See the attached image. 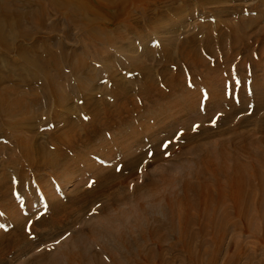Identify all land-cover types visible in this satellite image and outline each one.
Returning a JSON list of instances; mask_svg holds the SVG:
<instances>
[{
	"label": "rangeland",
	"instance_id": "1",
	"mask_svg": "<svg viewBox=\"0 0 264 264\" xmlns=\"http://www.w3.org/2000/svg\"><path fill=\"white\" fill-rule=\"evenodd\" d=\"M15 1L19 6L24 3ZM41 1L46 7L43 28L30 33L32 38L24 44L30 48L39 37L53 51L63 47L67 58L59 65L65 74L57 85L61 93L70 89L73 93L68 94L64 110L50 91L34 88V77L24 68L27 64L19 62L8 67L14 71L25 69L22 75L16 73L9 84L29 96L28 88H34L38 99H46L45 115L37 114L33 129L24 131L38 137L34 152L38 143L51 142L55 135L65 134L71 123L81 127L78 134L86 127L82 136L88 137L93 111H84V107L91 101L93 105L101 103L96 106L98 109L106 108L105 115H98L95 120L105 118L108 130L100 129L86 142L80 136L72 142L74 155L68 154V162L58 169L64 178L68 177L60 186L48 173H39L45 174L42 178L46 182L41 186H58L53 189L54 202L41 201L38 198L43 194L36 196L30 190L20 192L13 186L8 190L18 181L17 166L13 164L23 159L14 143L16 131H0V264H29L40 253L57 251L85 222L97 224L104 216L100 215L101 208L112 207L114 193L98 191L92 200L82 196V192L90 191L105 171L106 180L110 175L120 178L128 174L126 167L132 157L139 159L133 165L138 172L125 180L123 188H118L115 194L119 197L132 198L134 187L143 188L150 178L156 181L154 195L167 191V180L174 183L171 190L179 193L180 180L202 169L197 160L202 157L198 145L205 144L204 150L217 155V148L209 145L217 140L228 142L231 132H239L246 120L250 121L242 130L252 136L246 135L238 147L263 152L256 142L260 133L252 131L258 129L259 120H264V30L260 29L264 25V0H70L83 6L80 11L89 22L82 28L69 24L46 0ZM238 24L244 27L233 31L230 26ZM93 39H97V44ZM8 55L16 59L14 53ZM0 61L3 66L5 63ZM148 77L153 85L146 80ZM157 91L165 95L153 97ZM216 103L218 106L214 107ZM122 105L130 108L128 116ZM231 111L234 114L228 117ZM202 131L211 135L204 140L206 135H196ZM220 131L226 133L219 134ZM188 134L193 135L194 141L183 148L181 141ZM37 157L39 161L41 158ZM247 157L243 156L245 160ZM152 170L154 176L149 177ZM36 177L39 179L37 174ZM29 182L30 187L38 189L32 178ZM147 191L139 189V193ZM32 199L35 203L30 206ZM118 199L120 206H126ZM93 203L96 204L92 206ZM89 207L92 209L87 212ZM76 208L80 209L72 214ZM14 214L23 219L20 224ZM255 222L258 225V219ZM113 227L114 223L105 225V229ZM240 227L239 222L237 228ZM200 236L208 249L210 233ZM254 238L253 233L246 237L230 228L216 264L232 255L234 264H246L248 251L255 247ZM172 243L173 238L165 237L161 246L164 259L179 256L171 264H189L184 261V252L169 249ZM257 249L253 263L248 264L263 260L264 243Z\"/></svg>",
	"mask_w": 264,
	"mask_h": 264
},
{
	"label": "bare ground",
	"instance_id": "2",
	"mask_svg": "<svg viewBox=\"0 0 264 264\" xmlns=\"http://www.w3.org/2000/svg\"><path fill=\"white\" fill-rule=\"evenodd\" d=\"M21 1L24 3L19 6L15 0H0V59L5 63L3 66L0 65V131L8 129L16 131L14 143L23 159V162L16 161L13 164L17 166L18 181L13 183L11 187L8 186V190L10 191L13 187L20 192L30 190V193L36 196L43 194V197L38 198L41 201L47 199L48 202H54L56 199L53 189L58 188V186L54 184L53 186L50 185V188L41 186L46 182H43L45 178H42L45 174L39 173H48V176L52 177L59 186L64 183L68 177L64 178L65 175L58 171L68 162L67 155H74L71 153L74 149L72 142L78 136L86 142L100 129L105 128L108 130V121L106 122L105 118L97 122L95 120L98 115H105L104 110L106 108L98 109L96 106L101 103L98 102L93 105L95 104L93 101L88 103V107H84V111L86 108L90 110L92 108L93 111V114L90 112L93 118L91 117L92 119L89 121L92 129L88 137L84 138L82 136V134H86V127H83L82 134H78L81 127L72 126L71 123L65 134L55 135L56 137L52 138L51 142H40L41 145L38 143L37 151L34 152L38 137L29 135L24 131H30L37 114L45 115L46 104L43 101L46 99H38V95L35 94L33 89L50 91L52 95L54 94L55 102H58L59 107L62 109L65 108V104L68 102V94L73 93V90L70 89L64 94L60 92L61 90L57 85L58 79H62L65 74L59 65L60 61L67 58L63 47L53 51L50 49L48 42L39 37L35 38L37 44H35V41L30 48L25 46L24 41L32 38L30 33H38L43 28L46 7L41 0ZM46 1L51 9L62 15L69 24L72 23L74 26L82 28L84 27L83 24L89 22L80 11L83 7L81 5L70 0ZM111 3L114 6L116 5L115 1ZM98 4L108 6L106 3ZM32 5L35 6V9ZM84 8L89 10L88 7ZM239 26L244 27L241 24H238V26L231 25L230 27L237 32L238 30L241 31ZM260 29L264 30V25ZM93 42L97 44V39H93ZM10 52L16 55V59L9 57ZM19 62L27 64L24 68H28V74L33 75L36 83L34 88H28L30 89L28 92L31 93L30 96L20 90L21 88L9 84L10 79L16 73L22 75L21 72L25 70L14 71L8 69L9 66ZM2 67L5 69H2ZM146 80L153 85L152 79L148 77ZM46 92L43 93L46 94ZM154 95L163 97L165 94L157 91L153 92L152 96L154 97ZM187 104H191V102ZM216 106H218L217 103L214 107ZM121 109L124 110L126 116L129 115L130 108L128 106L122 105ZM81 113L83 112L81 111ZM233 114L231 111L227 116L231 117ZM249 121L241 122V130L236 133L231 132L233 136L228 142L217 140L209 145L211 148L212 146L217 148V155L204 150L205 144L198 145L197 150L202 151L200 155L202 157L197 160L202 165V169L191 173L188 178L183 177L180 180L179 193L171 190L174 183L167 180V191L159 196L154 195L156 181L150 178L143 188L137 185L134 187L132 198L127 195L119 197L115 194L118 188H123L125 180L133 176V173L138 172L137 167L133 168L134 163L139 160L137 157L130 159L126 167L129 173L120 178L110 175L111 177L106 180L103 178L106 171L100 173L101 179L96 182V185L90 191H83L82 196H85V198L91 197L93 200L96 198L95 194L98 191H113L114 194L111 195L112 207L103 206L101 208L100 215L104 214V216L101 217L98 223L102 224L92 225L91 222H85L73 231L69 242H65L55 252L44 253L46 255L40 253L38 256L31 258L32 262L29 264H58V262L59 264L175 263L179 260V256H173L172 259H164L162 256L161 246L165 237L174 239V243L170 244L169 249L184 252V261L189 264H216L224 238L230 228H234L241 235L245 234L246 237L253 233L255 247L252 252L248 251V262L246 264L253 263L254 253L257 252L259 245L264 243V120H259L258 129L252 131L253 133L257 131L260 133L261 136L256 142L262 146L263 152L252 148L242 150L238 147L240 146L239 143L241 141L243 143L247 138L246 135H251V132L248 134V132L242 130ZM225 133V131H220L219 134ZM196 135H206L202 138L206 140L211 134L202 131ZM218 136L220 137V135ZM193 141V135L188 134L181 141V145L186 148ZM197 142L198 140L195 143ZM231 147H234L233 150H230ZM250 152L255 154L259 162L254 160L255 157ZM37 155L41 158L39 161H36L38 160ZM245 155H248L246 160L243 158ZM151 162L154 163L153 160ZM33 171L39 176V179H36V174ZM153 174L154 170L150 171L149 177H153ZM31 178L37 183V190L33 186H29ZM103 184L105 185L103 186ZM139 189L140 191L141 189H147L148 191L147 193H139ZM118 198L122 200L120 202L124 201L126 206H120ZM79 200L82 205V198ZM33 203L35 201L32 199L28 205L32 206ZM95 204L93 203L92 206ZM87 205L86 203L85 206ZM91 207L87 212L92 209ZM79 209H73L72 214L78 212ZM63 210H66L65 207ZM79 216H75L77 221L80 220ZM14 218L18 224L23 221L17 215ZM255 218L259 221L258 225ZM239 222L241 227L237 228ZM113 223V229H105V225L108 226ZM64 224H67V222L61 223V225ZM203 233H210L211 235V246L208 249L204 248L205 240L200 238ZM233 236L231 235V237ZM262 262H264V257L257 264ZM221 264H234V256H228Z\"/></svg>",
	"mask_w": 264,
	"mask_h": 264
}]
</instances>
